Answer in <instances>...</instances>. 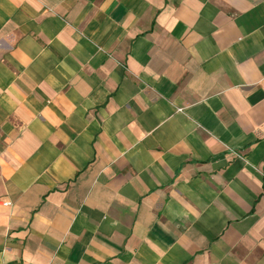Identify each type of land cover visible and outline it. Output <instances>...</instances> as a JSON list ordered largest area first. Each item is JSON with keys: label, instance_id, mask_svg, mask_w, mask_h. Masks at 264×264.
Masks as SVG:
<instances>
[{"label": "crops", "instance_id": "obj_1", "mask_svg": "<svg viewBox=\"0 0 264 264\" xmlns=\"http://www.w3.org/2000/svg\"><path fill=\"white\" fill-rule=\"evenodd\" d=\"M0 264H264V0H0Z\"/></svg>", "mask_w": 264, "mask_h": 264}]
</instances>
